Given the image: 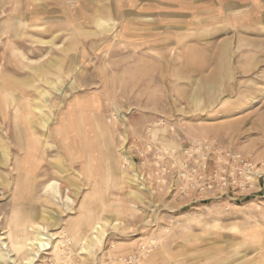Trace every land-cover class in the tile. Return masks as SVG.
I'll return each mask as SVG.
<instances>
[{
  "label": "rangeland",
  "instance_id": "obj_1",
  "mask_svg": "<svg viewBox=\"0 0 264 264\" xmlns=\"http://www.w3.org/2000/svg\"><path fill=\"white\" fill-rule=\"evenodd\" d=\"M144 1L0 0V264H264V189L170 187L197 143L264 176V0Z\"/></svg>",
  "mask_w": 264,
  "mask_h": 264
},
{
  "label": "built area",
  "instance_id": "obj_2",
  "mask_svg": "<svg viewBox=\"0 0 264 264\" xmlns=\"http://www.w3.org/2000/svg\"><path fill=\"white\" fill-rule=\"evenodd\" d=\"M203 146L199 143L194 147L195 152L186 149L184 154L188 157L189 163L181 170L172 173L170 187L180 193L183 200H192L196 197L218 193L233 197H248L264 189L263 174L260 173L257 164L241 154L227 153L217 156L211 160L201 155L194 158L195 153L202 152ZM258 187V191L255 192ZM155 249L154 243L142 244L138 253H134L125 259V264H139L142 258L148 257Z\"/></svg>",
  "mask_w": 264,
  "mask_h": 264
},
{
  "label": "bare ground",
  "instance_id": "obj_3",
  "mask_svg": "<svg viewBox=\"0 0 264 264\" xmlns=\"http://www.w3.org/2000/svg\"><path fill=\"white\" fill-rule=\"evenodd\" d=\"M17 172H19L16 169ZM46 193H48L55 201H62L63 199L66 202H70V200L68 199V197H62V194L60 192V188L59 185L56 182H50L45 186V190ZM34 211L32 209H30V214H29V221L34 220ZM38 230H40V228H37ZM102 230V226L101 225H97L96 227L93 228V233L98 234L100 233V231ZM43 233H37V237H35V241L30 243L29 245L31 246V250L33 251V258L28 260V263L33 262V260L38 256L40 250H46L43 248H46L48 246V244L46 242H43L44 239L42 238ZM52 237V236H51ZM94 240H97V236H93ZM86 241V240H85Z\"/></svg>",
  "mask_w": 264,
  "mask_h": 264
},
{
  "label": "crops",
  "instance_id": "obj_4",
  "mask_svg": "<svg viewBox=\"0 0 264 264\" xmlns=\"http://www.w3.org/2000/svg\"><path fill=\"white\" fill-rule=\"evenodd\" d=\"M129 1L130 2H128L127 4L130 6V8H133L135 11H137L139 6H143L146 3V1L144 0H129ZM80 5L85 6L84 2L82 1H80ZM104 5H105L104 2L102 1V4H100L99 6H104ZM177 5L183 6L184 2L178 0H170V12L172 11L171 8L174 9ZM131 255H133V253L130 254L129 256Z\"/></svg>",
  "mask_w": 264,
  "mask_h": 264
}]
</instances>
